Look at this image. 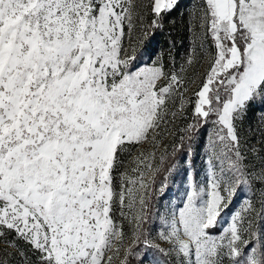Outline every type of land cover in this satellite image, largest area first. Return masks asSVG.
I'll return each instance as SVG.
<instances>
[{
	"label": "snow or ice",
	"instance_id": "snow-or-ice-1",
	"mask_svg": "<svg viewBox=\"0 0 264 264\" xmlns=\"http://www.w3.org/2000/svg\"><path fill=\"white\" fill-rule=\"evenodd\" d=\"M180 7L0 0V264H264V0H192L182 63L145 61Z\"/></svg>",
	"mask_w": 264,
	"mask_h": 264
},
{
	"label": "rangeland",
	"instance_id": "rangeland-1",
	"mask_svg": "<svg viewBox=\"0 0 264 264\" xmlns=\"http://www.w3.org/2000/svg\"><path fill=\"white\" fill-rule=\"evenodd\" d=\"M191 3L192 0H181V7L176 13H173L172 16L167 20V27L165 24L162 29L157 31L155 36L152 37L150 42L148 43V46L150 45L152 49L146 54V59L149 56H152L153 59L159 56L162 57L163 60L169 65H171L173 61L177 66L182 63L183 58L189 48L191 37L187 33L185 23L181 14L188 10V7H190ZM172 37L175 41H173ZM163 38H168L170 40V43L168 45H165L163 42ZM189 71H191V69H189ZM260 113V106H257L256 108L252 109L249 113L248 119L245 121V127L248 126L249 122L253 127H255L259 122ZM205 136L206 133L202 132L197 144L193 145L195 153L199 155L188 158L189 160L194 161L193 166L195 169L202 168V160L200 159V155H202V150L199 145L204 143ZM168 140L170 142L171 137H169ZM171 151L172 149L169 148L170 153ZM182 157L183 153L178 152L174 156H170L168 158L171 159V164L168 168L170 169V171L162 173L161 181L157 182V188L160 187L161 182L164 183V188L163 197L161 198L160 194L158 193L153 200L154 211L155 208H161V210H163V208H167L170 205L181 204L184 198V193L187 188V182L185 180V168L188 167L189 171H191V167L186 164V161ZM165 177H167L166 180ZM202 177L203 172H201V178ZM256 195H259L258 191L256 192ZM246 196H252V193H238L237 198L233 204V211L239 210L242 207L243 201L245 200ZM227 219H229V217H224V220ZM153 221L154 224L150 225L149 227L153 231V235H155L156 231H158L159 229V222L156 220L155 216L153 217ZM221 223H223V221H221ZM133 264H136V262L134 261Z\"/></svg>",
	"mask_w": 264,
	"mask_h": 264
},
{
	"label": "trees",
	"instance_id": "trees-1",
	"mask_svg": "<svg viewBox=\"0 0 264 264\" xmlns=\"http://www.w3.org/2000/svg\"><path fill=\"white\" fill-rule=\"evenodd\" d=\"M165 24H166V27H167V20L164 22V25H165ZM168 31H170V30H168ZM163 32H164V29H163ZM163 32H162V33H163ZM172 36H173V35H172ZM172 38H173V37H172ZM173 41H175L174 38H173ZM163 42H164L165 45H168V44L170 43V40H169L168 38H163ZM171 42H172V41H171ZM172 43H173V42H172ZM151 49H152L151 46H150V45H149V46L147 45L146 53L150 52ZM145 57H146V55L144 56V60L147 61L149 57H147V59H146ZM170 164H171V159H168L167 162H166L165 167H166V168H169ZM161 175H162V174H161ZM161 179H162L161 176H159V177L157 178V182H158V181H161ZM133 263H134V261H133Z\"/></svg>",
	"mask_w": 264,
	"mask_h": 264
}]
</instances>
